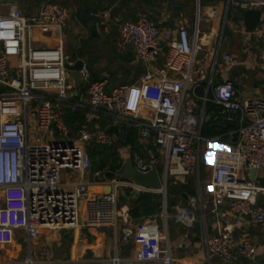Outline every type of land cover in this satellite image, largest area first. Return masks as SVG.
<instances>
[{
    "label": "built area",
    "instance_id": "obj_1",
    "mask_svg": "<svg viewBox=\"0 0 264 264\" xmlns=\"http://www.w3.org/2000/svg\"><path fill=\"white\" fill-rule=\"evenodd\" d=\"M18 0H0V247H9L16 240L17 231H24L28 240L40 238L50 230H73L81 226L118 230L121 218L120 243L126 244L134 236V228L127 215L118 210L120 189L136 188L126 179H106L101 186L109 191L94 196L88 192L89 182L80 180L68 189L62 183V172L74 171L82 178L91 168L87 146L111 145L112 136L100 127L105 120L113 126L126 125L138 130L139 140L146 147L152 141L158 155L147 149L148 158L134 154L132 162L136 172L149 174L160 165L164 167V180L200 176L201 146L212 158V179L206 188V198L212 213L228 204L231 213L249 218L251 223L264 225V206L259 197L264 188L251 179V171L264 170V98H245L231 81L213 83L218 53L208 72L198 55L203 46L198 27L190 37L186 27L162 32L147 17L124 21L119 26L122 47H131L147 65L164 54L168 48L165 67L148 69L134 86L121 85L108 92L107 81H91L87 62L78 71L86 85V94H76L75 82L64 77L67 64L76 60L66 52L62 42L56 46L34 45L36 32L47 35L53 30L67 29L70 11L56 0H44L34 17H27L17 7ZM200 0H196L197 18ZM236 9L245 12L256 6L254 0H235ZM215 12L211 14V17ZM100 25L109 27V10L99 14ZM162 33L167 42L160 40ZM62 36V35H61ZM264 66V49L259 57ZM18 59L12 68L11 61ZM226 67L234 59L222 57ZM208 83L203 104L198 113L188 102L189 90ZM211 92L212 98L208 96ZM32 103L37 104L30 112ZM213 103L218 121L237 120L228 134L225 147L218 145L220 138H204L201 129L210 117L208 105ZM151 109L149 118L142 116L144 108ZM65 109L85 111L97 125L90 132L88 126L73 135L64 119ZM31 119L44 132L51 128L56 135L53 142L40 139L32 144L29 138ZM147 148V147H146ZM106 169L93 173V179L103 178ZM202 190L173 215V220L188 233L197 221V209L202 206ZM188 233L183 247H190ZM208 260L218 258L234 263L239 258H253L254 244L237 240L231 226L206 239ZM143 259H147L144 257ZM163 264H173L168 254ZM109 264H141V261H121L115 257Z\"/></svg>",
    "mask_w": 264,
    "mask_h": 264
},
{
    "label": "crops",
    "instance_id": "obj_2",
    "mask_svg": "<svg viewBox=\"0 0 264 264\" xmlns=\"http://www.w3.org/2000/svg\"><path fill=\"white\" fill-rule=\"evenodd\" d=\"M43 1L18 0L17 7L27 17H34L38 14ZM56 1L69 9L71 14L69 27L62 33L58 30H53L47 35L36 32L34 45L56 46L63 41L66 52L71 57L76 61L82 60L89 64L91 81L92 79L94 82L107 81L106 89L108 92H110V88L116 89L121 85H137L148 69L161 70L165 67L167 61L165 54L167 52L164 51V54L159 56L155 62L147 65L138 58L131 47H122L119 43V26L122 22L136 21L141 17H147L162 32L176 31L180 25H184L190 37H192L195 28L198 27L199 39L203 46L202 52L208 54L207 60L202 59L201 62L208 72L211 70L218 53V64L213 74V83L217 85L225 81H231L243 97L264 98L261 90H259L260 79L256 76L257 73L264 72V66L258 58L264 49V0H254L256 6L253 9L261 12V24L252 32L246 31L243 11L234 7L232 2L235 0H200L198 18L196 0ZM148 3L151 6H148ZM176 7L177 9H175ZM104 10H109L111 13V20L107 29L100 25L99 14ZM154 10H159L162 18L167 19V22L161 23L153 19L151 13ZM214 12L215 15L211 17ZM229 12L234 13V16L231 14L229 17ZM236 25H240L247 39L243 51L245 56L241 60H237L231 51L232 43L224 39L226 28H228V31H230V28L234 31ZM160 40L167 42L163 33ZM226 54H230L234 59L235 64L230 68L226 67L222 59ZM207 86L208 83L205 82L200 88L193 91L189 90L191 98L188 102L195 108L196 113L202 107V98L205 97ZM252 90L254 91L252 92ZM75 92L82 97L86 94V85L77 88ZM208 96L212 98L211 92ZM150 115L151 109L146 106L142 116L149 118ZM86 118L87 126L93 125L96 127L95 120H91L87 115ZM30 126H35V121L32 119ZM125 127L127 131L124 130ZM110 130H116V132L110 133ZM128 130L135 135L134 145L131 143L133 138L128 135ZM105 131L112 136L113 141L111 145L102 146L114 147L122 159V166H124L126 160L132 159L134 154L147 159V149L158 155L157 147L153 141L146 148L139 140L138 130L134 127L126 125L113 126L108 123ZM30 134L29 131V138ZM225 143L226 141H218V145L222 147H225ZM156 171L159 172L161 181H165L163 165L158 166ZM94 172L96 171L91 166L82 178L80 174L66 169L62 172V183L65 187L71 189L73 183L86 180L90 184L88 192L91 196L107 192L105 189L108 186L100 185L106 180L105 175L103 178L94 180ZM190 180H192L195 195L183 194L185 203L179 202L178 205L172 208V213H169L167 209L168 183L186 185ZM201 183V172L199 183L197 174L184 179H169L166 183V204H164L162 191H154L150 188L140 189V193L160 194L162 196V206L158 213L142 216L139 219H134L130 213L134 206L132 196L136 188L131 186L122 187L119 191L118 210L123 216L127 215L129 224L134 228V236L126 244L120 243V228L123 225V217L120 220L118 230L106 227L81 226L73 230H50L40 238L31 241L28 240L24 231H17L15 242L11 246L5 247L7 255L3 258L0 256V264H27L29 259L32 260L33 264H109L115 257L123 262L132 260L134 262L141 261V264H163L162 259L168 254L173 264H264V225L252 224L249 218L233 215L226 203L219 206L218 211L212 213L213 208H211L206 198V190L203 191ZM125 190L130 192V196H125ZM200 190H202L203 196L202 206L197 209V221L193 226L194 228L189 233L187 232L190 238V247H183L181 245L184 243L187 233L185 234L172 217L178 212L179 207L187 205L190 199L198 196ZM259 204L264 206V194L260 196ZM225 225L233 228L237 240H247L256 246L257 252L253 258L241 257L234 263H224L218 258L208 260L206 239L216 236ZM23 242H27L29 250L28 257L24 262L20 261L21 255L25 252ZM54 244L63 251V257L60 260L53 258L52 246ZM67 254H70L68 260ZM44 256L46 257L41 259ZM144 257H147V259H143Z\"/></svg>",
    "mask_w": 264,
    "mask_h": 264
},
{
    "label": "trees",
    "instance_id": "obj_3",
    "mask_svg": "<svg viewBox=\"0 0 264 264\" xmlns=\"http://www.w3.org/2000/svg\"><path fill=\"white\" fill-rule=\"evenodd\" d=\"M151 6V4H147ZM234 16V13L229 12L230 15ZM152 19V18H150ZM237 20V18H236ZM228 28L225 30V34H228ZM92 81H94L92 79ZM217 110L213 103L208 105L207 114L209 115L210 119L205 121L202 129L201 134L204 138H220L219 141H227L228 134L231 130H234L235 127H221L216 123L218 120L216 119ZM65 122L70 130V132L75 135L77 134L84 125L87 123L86 112L85 111H73L71 109H65L64 113ZM90 125V124H89ZM90 132L94 131L95 127L90 125L87 127ZM127 131V128H124ZM110 133L116 132V130H110ZM128 135L133 138L131 143L134 145L135 135L132 131L128 130ZM87 153L90 155L91 158V166L94 171H105V178L106 179H113L119 174L122 170V159L120 158L119 154H117L116 149L112 146H99L94 141H91L87 146ZM200 171H201V182L203 181V171L202 166L200 163ZM192 180L186 185L176 184L169 182L168 183V197H167V209L169 213H172V208L178 205L179 202L185 203L183 199V194H187L189 196L195 195V190L192 187ZM264 188V186H262ZM204 188V187H203ZM202 188V189H203ZM204 191V189H203ZM125 196H130V192L125 190ZM134 206L131 209L130 213L134 219H139L142 216H149L158 213L161 210L162 206V196L159 194L147 193L143 192L140 193L137 199L133 200Z\"/></svg>",
    "mask_w": 264,
    "mask_h": 264
},
{
    "label": "water",
    "instance_id": "obj_4",
    "mask_svg": "<svg viewBox=\"0 0 264 264\" xmlns=\"http://www.w3.org/2000/svg\"><path fill=\"white\" fill-rule=\"evenodd\" d=\"M177 9V7L175 8ZM151 16L153 19L157 20L161 23H166L167 19L162 18V14L159 10H154L151 13ZM261 12L256 9H248L247 11L243 12V21L244 26L246 28V31L252 32L256 30L260 24H261ZM165 52L168 51V48L164 49ZM83 63L82 61H76L75 65L71 66L69 64L66 65L65 71H64V77L66 79V82H68V79L71 78L75 82L76 88L81 87L84 82L80 80L78 71L81 69ZM113 89L110 88V91ZM199 110H197V113ZM107 122L105 120L101 121L100 127L102 129H105L107 126ZM217 125L221 127H235L237 125V120H224V121H218L216 123ZM257 171L254 169L251 171V179L256 180ZM118 179H126L131 182H133L137 189L135 190L132 198L137 199L140 195V189H152L154 191H162L164 194V204H166V181H161L159 172L156 170L151 171L149 174H141L136 172L133 162L131 159L126 160L124 163V166L119 174H117ZM198 183H199V177H198ZM109 186L106 187L105 191H108ZM260 198V197H259ZM179 227L185 232V234L188 232V230L183 227L182 225H179ZM52 252H53V258L55 260H60L63 257V251L57 247L56 244L52 246Z\"/></svg>",
    "mask_w": 264,
    "mask_h": 264
},
{
    "label": "rangeland",
    "instance_id": "obj_5",
    "mask_svg": "<svg viewBox=\"0 0 264 264\" xmlns=\"http://www.w3.org/2000/svg\"><path fill=\"white\" fill-rule=\"evenodd\" d=\"M230 31L228 34L225 35L224 39L227 40V42L232 43L231 51L234 53L235 58L237 60L243 59L245 56L243 51L245 50V44L247 43V39L243 33V29L240 27V25H236L234 28V31L230 28ZM69 47L71 46L70 44L68 45ZM208 54L206 52H201L198 55L199 60H207ZM18 59H13L11 61L12 68L15 69V67L18 65ZM205 67V66H204ZM258 76V79H260V84H259V90L262 92V97H264V72H259L256 74ZM254 90H252L253 92ZM261 96V95H260ZM37 104L32 103L30 106V112H35ZM53 128H51L48 132H44L38 128V125H35L34 127L30 126V142L32 144L37 143V140L40 139L43 143L47 142H53L54 141V133H53ZM201 166H202V171H203V181L201 183V187L206 190V188L209 187L212 179V154L207 152L205 146H201ZM264 170L259 171L257 175V184L264 185ZM25 252L21 255V259L23 262L26 261V258L28 257V244L27 242L22 243ZM7 255V249L5 247H0V256L3 258ZM46 256L41 257V259H44ZM67 260L70 259V254H67ZM39 260V259H37ZM36 260V261H37Z\"/></svg>",
    "mask_w": 264,
    "mask_h": 264
},
{
    "label": "bare ground",
    "instance_id": "obj_6",
    "mask_svg": "<svg viewBox=\"0 0 264 264\" xmlns=\"http://www.w3.org/2000/svg\"><path fill=\"white\" fill-rule=\"evenodd\" d=\"M27 264H33L32 260H28Z\"/></svg>",
    "mask_w": 264,
    "mask_h": 264
}]
</instances>
